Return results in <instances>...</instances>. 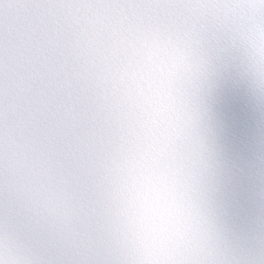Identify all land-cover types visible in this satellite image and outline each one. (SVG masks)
<instances>
[{
    "label": "snow or ice",
    "instance_id": "1",
    "mask_svg": "<svg viewBox=\"0 0 264 264\" xmlns=\"http://www.w3.org/2000/svg\"><path fill=\"white\" fill-rule=\"evenodd\" d=\"M0 264H264V0H0Z\"/></svg>",
    "mask_w": 264,
    "mask_h": 264
}]
</instances>
